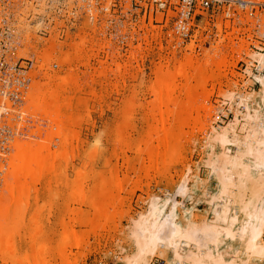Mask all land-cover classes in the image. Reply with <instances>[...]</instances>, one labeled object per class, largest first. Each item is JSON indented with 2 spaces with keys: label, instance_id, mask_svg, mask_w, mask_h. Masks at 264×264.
I'll list each match as a JSON object with an SVG mask.
<instances>
[{
  "label": "rangeland",
  "instance_id": "374dc122",
  "mask_svg": "<svg viewBox=\"0 0 264 264\" xmlns=\"http://www.w3.org/2000/svg\"><path fill=\"white\" fill-rule=\"evenodd\" d=\"M102 26L103 23L90 26L85 20L75 23L71 25V33H66L68 42L60 41L49 47L56 54L53 61L45 63L44 54L37 58L39 82H33L26 111L32 102L38 101L40 116L54 114L57 123L65 122L68 125L65 128L80 132L82 150H79L80 156L62 160L67 168L61 179L60 198H55L53 203L49 200V186L41 192L42 196L39 194V205L47 200L51 203L42 209L47 233H39L41 229L38 233H16L10 241L8 233H0V264L27 261L40 264L43 254L45 264H122V256L133 251L130 235L133 222L146 220L152 202L157 199L163 206L167 198L174 200L165 205L174 214L175 221L190 216L196 223L212 222L207 202L217 184L208 166L210 149L206 140L214 128L229 124L235 119L236 111L243 110L237 107L240 97L251 96L248 102L251 108L261 106L256 94L262 87L254 79L259 74L253 76L248 69L254 63L258 67L256 58L264 53V47L260 51L252 48V45L260 47L256 35L246 27L235 28L228 23L206 26L182 41L173 36L171 25L141 22L127 35L116 38L107 35ZM183 57L194 58L199 63L209 60L215 63L213 67L210 65L211 69H222L225 73L208 82L199 75L191 98L178 96L158 104L164 109L177 108L176 117L168 124L164 119L166 114L163 116L155 107L147 106L152 100L153 88L160 83L154 72H163ZM64 58L70 64L60 66ZM52 63L57 65L55 70L49 68ZM43 69L46 71L41 72ZM80 101H87V106L84 104L87 108H79ZM192 106L198 108L188 115L187 109ZM122 112L129 116L124 115L126 120L120 117ZM64 116L69 120L65 121ZM79 116L83 120L79 123L81 128L70 126L71 120ZM33 118L28 135L21 141L39 140L37 135L29 134L36 126L47 128V121ZM156 119L165 123L161 130L152 132ZM118 121L122 122L121 128ZM118 129L125 134V139H120L117 147ZM168 133L173 137L164 149ZM74 142L73 146L77 147V141ZM14 144L6 157L3 175L9 164L17 163ZM51 150H56V146L51 145ZM92 151L95 153L89 155ZM81 165L86 168L78 169ZM75 177L83 180L84 191L90 190V198L84 192L86 200L72 204L68 192ZM8 186L3 179L0 200L10 197L4 193ZM185 186V192H179ZM36 196L34 193L30 201L34 202ZM94 200H98L97 206L91 207ZM2 219L7 220L6 212ZM70 219L72 240L59 246L63 227ZM165 255L162 251L156 252L149 264H170Z\"/></svg>",
  "mask_w": 264,
  "mask_h": 264
},
{
  "label": "bare ground",
  "instance_id": "6f19581e",
  "mask_svg": "<svg viewBox=\"0 0 264 264\" xmlns=\"http://www.w3.org/2000/svg\"><path fill=\"white\" fill-rule=\"evenodd\" d=\"M190 49L192 51V47ZM256 59L257 69L262 71L254 77L262 87L256 94L259 96L261 106L251 108L248 103L251 96L240 97L237 107L240 106L243 110L236 111L235 119L229 124L212 128L206 140V145L210 149L208 166L217 184L216 190L213 191L214 194L207 202L212 211V222L196 223L189 219L190 216L179 222L175 221L174 214L168 211L165 205L174 200L167 198L163 206L157 199L152 202L149 217L146 220L133 222L130 233L131 240L134 242L133 251L122 256V264H149L150 258L158 251L167 254L165 260L170 264H264V53H259ZM50 60L51 57L44 54V62L47 63ZM69 61L68 58H64L59 65L65 66L70 64ZM212 63L215 64L209 60L199 63L194 58L183 57L163 72H154L158 75L156 79L160 83L153 88L152 100L147 106L155 107L156 112H160L163 116L166 114L164 119L168 124H172L178 111L177 108L164 109L163 105L158 106V104L171 101L178 96L185 99L191 98L197 87L196 82L199 75L204 76L205 82H208L210 78H221L225 70L211 69ZM220 64L222 67L223 63ZM191 68L195 71L190 72ZM86 103L87 101H80L78 107L81 108ZM197 108L192 106L191 109H187V114H193ZM56 109L59 110V107ZM27 110V113L34 117L33 120L40 118L42 121H47L48 125L46 129L36 126V129L29 134L37 135L39 140L34 141L31 138L33 141H21L22 139L14 141V146L17 148V163L9 164V169L3 175V179L9 183L4 193L10 197L8 200L7 197L0 200V208L3 209L0 211V233H8V241L16 233H38L40 229L42 232L39 233H47L44 231L46 219L42 209L51 205L50 201L53 203L55 198H60L59 188L63 187L61 179L67 168L62 160L70 161L71 158L80 156L79 150H82L80 149V132L75 133V130L65 128V122L57 123L54 120V114L47 113L40 116L38 101L32 102ZM125 113L122 112L123 115L120 117L123 118L124 115L126 117ZM81 118L79 116L72 119L70 126L75 125V128L78 125L76 128H81L79 126L83 123ZM67 119L69 120V117ZM165 120H162L163 122L157 120L152 126V132L161 130ZM122 122L118 121V128H121ZM116 135L118 136L115 138L118 147L120 139L124 141L125 134L119 130ZM172 137V133H168L165 144H162L164 149L167 148L168 141L170 143ZM74 141H77V147L73 146ZM51 145H55L56 150L52 151ZM216 147L219 151L215 150ZM160 148L162 149V146ZM232 148L235 149L233 153ZM93 153L95 151L89 155ZM81 168L86 167L81 165L78 169ZM82 181L77 177L71 183L69 181L71 187L68 193L72 204L84 200L86 195L84 192H87V197L90 198V190L84 191ZM48 186L51 188V195L47 196L50 201L45 199L49 202L46 201L39 205L41 192H44ZM185 188L187 189L186 186L180 188L179 192L184 193ZM34 193L38 196L35 197L34 202L36 203L30 201ZM97 203L98 200H94L91 207L97 206ZM5 212L7 220L3 222L2 217ZM71 223L72 219L63 227L62 233L64 234L59 240V246L72 240ZM41 242L45 244L44 240ZM44 261H46L45 254L39 258V263L45 264ZM28 263L29 261L24 262V264Z\"/></svg>",
  "mask_w": 264,
  "mask_h": 264
},
{
  "label": "built area",
  "instance_id": "2783aa9c",
  "mask_svg": "<svg viewBox=\"0 0 264 264\" xmlns=\"http://www.w3.org/2000/svg\"><path fill=\"white\" fill-rule=\"evenodd\" d=\"M83 20L90 26L103 23L112 38L141 22L171 25L181 41L206 26L228 23L256 35L260 47L252 48L264 47V0H0V190L6 157L33 122L26 107L33 82H39L37 58L48 54L53 61L56 54L49 47L68 42L71 25ZM248 70L259 74L255 63Z\"/></svg>",
  "mask_w": 264,
  "mask_h": 264
}]
</instances>
